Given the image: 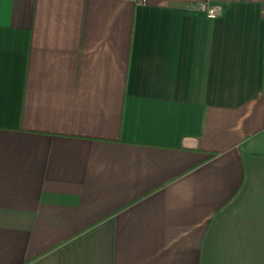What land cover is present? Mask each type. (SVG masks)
I'll return each instance as SVG.
<instances>
[{"label": "crops", "instance_id": "0c3cea01", "mask_svg": "<svg viewBox=\"0 0 264 264\" xmlns=\"http://www.w3.org/2000/svg\"><path fill=\"white\" fill-rule=\"evenodd\" d=\"M0 0V264H264V4Z\"/></svg>", "mask_w": 264, "mask_h": 264}, {"label": "built area", "instance_id": "2783aa9c", "mask_svg": "<svg viewBox=\"0 0 264 264\" xmlns=\"http://www.w3.org/2000/svg\"><path fill=\"white\" fill-rule=\"evenodd\" d=\"M120 2L131 3L136 6H145L149 0H118ZM225 0H198L197 9L205 15L206 18L214 20L222 14V2ZM247 1V0H242ZM264 4V0H257Z\"/></svg>", "mask_w": 264, "mask_h": 264}]
</instances>
